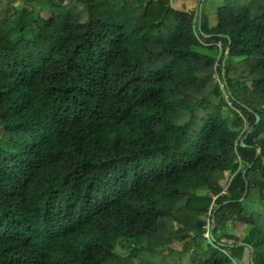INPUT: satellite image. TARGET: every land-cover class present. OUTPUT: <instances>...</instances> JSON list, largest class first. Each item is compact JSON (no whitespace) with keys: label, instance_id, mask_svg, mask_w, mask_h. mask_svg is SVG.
<instances>
[{"label":"trees","instance_id":"obj_1","mask_svg":"<svg viewBox=\"0 0 264 264\" xmlns=\"http://www.w3.org/2000/svg\"><path fill=\"white\" fill-rule=\"evenodd\" d=\"M187 5L0 0V264H264V0Z\"/></svg>","mask_w":264,"mask_h":264},{"label":"rangeland","instance_id":"obj_2","mask_svg":"<svg viewBox=\"0 0 264 264\" xmlns=\"http://www.w3.org/2000/svg\"><path fill=\"white\" fill-rule=\"evenodd\" d=\"M220 4H221V0H188V5L186 7H188L189 9H192V8L196 9V8H199V6L201 5V10H202L203 15L208 18L209 24L213 25L215 23V9ZM200 50H202V49H200ZM205 51H207V50H205ZM247 126L248 125L246 124V128H247ZM242 139H244V137ZM240 145L243 146L241 144V141H240ZM249 205L250 206L246 205V209L248 211L249 210H256V211L257 210H261V206L258 203H256V202L250 203ZM209 228H208L209 229V233H208V236L206 237L208 239L211 238L210 237V233H211V229H212V224L211 223H210ZM225 228L228 231H230L231 233H233L234 235L240 236V238H241V236L246 235L250 231V226L242 227L237 222H232V221L226 223V227ZM173 246L176 247L177 249H180L181 248V243L179 241H175L173 243ZM250 256H251L250 250L246 249L242 260H234V262L231 263V264H250Z\"/></svg>","mask_w":264,"mask_h":264},{"label":"water","instance_id":"obj_3","mask_svg":"<svg viewBox=\"0 0 264 264\" xmlns=\"http://www.w3.org/2000/svg\"><path fill=\"white\" fill-rule=\"evenodd\" d=\"M198 15H199V16H198V20H199V23H200L201 13L199 12ZM226 53H227V52H226ZM223 63H224V62H223ZM258 120H259V116L256 115V122H257ZM249 132H250V130L247 131L246 135H247ZM246 135H245V136H246ZM245 136H244V137H245ZM241 144L244 146L243 139L241 140ZM258 149H259V148H258ZM259 150H260V149H259ZM210 237H211V239L213 238V236H212L211 233H210ZM250 264H254V263H253V258H252V256H250Z\"/></svg>","mask_w":264,"mask_h":264},{"label":"built area","instance_id":"obj_4","mask_svg":"<svg viewBox=\"0 0 264 264\" xmlns=\"http://www.w3.org/2000/svg\"><path fill=\"white\" fill-rule=\"evenodd\" d=\"M212 222V220L210 221V220H208L207 221V224L205 225V228H206V230H205V232H204V234H203V236H205V237H207L208 236V233H209V226H210V223ZM209 228V229H208Z\"/></svg>","mask_w":264,"mask_h":264}]
</instances>
